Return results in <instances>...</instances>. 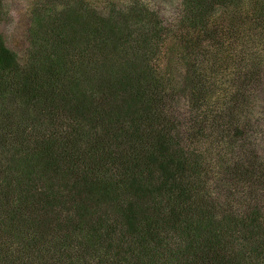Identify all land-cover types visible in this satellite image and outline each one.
Returning a JSON list of instances; mask_svg holds the SVG:
<instances>
[{"label": "trees", "instance_id": "1", "mask_svg": "<svg viewBox=\"0 0 264 264\" xmlns=\"http://www.w3.org/2000/svg\"><path fill=\"white\" fill-rule=\"evenodd\" d=\"M27 44L0 35V264H264V0H37Z\"/></svg>", "mask_w": 264, "mask_h": 264}, {"label": "rangeland", "instance_id": "2", "mask_svg": "<svg viewBox=\"0 0 264 264\" xmlns=\"http://www.w3.org/2000/svg\"><path fill=\"white\" fill-rule=\"evenodd\" d=\"M36 1L0 0V35L5 46L15 52L20 61L24 59L27 52L30 11ZM90 2L98 9L111 4L116 7H126L131 3H138L156 13L163 23L172 22L180 9V0H90ZM164 57V59L170 57L169 50L164 49Z\"/></svg>", "mask_w": 264, "mask_h": 264}]
</instances>
